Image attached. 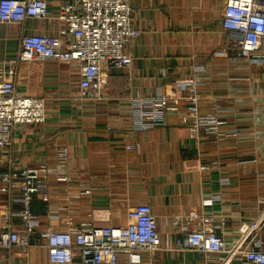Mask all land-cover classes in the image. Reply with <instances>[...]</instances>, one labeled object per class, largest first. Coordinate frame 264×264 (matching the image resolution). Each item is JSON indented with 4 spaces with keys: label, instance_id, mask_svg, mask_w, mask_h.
<instances>
[{
    "label": "crops",
    "instance_id": "obj_1",
    "mask_svg": "<svg viewBox=\"0 0 264 264\" xmlns=\"http://www.w3.org/2000/svg\"><path fill=\"white\" fill-rule=\"evenodd\" d=\"M60 1L48 0L49 12L54 14ZM130 1L141 34L128 46L131 64L108 71L99 100L75 97V63L15 60L21 30L54 35L59 21L0 24V66L15 68L20 93L48 97L45 121L14 131V166L47 164L46 199L37 193L32 200L38 231L62 229L68 216L75 225L101 217L122 225L128 207L147 203L160 238L151 264H219L223 255L184 250L181 240L208 215L229 247L241 223L264 210V60L242 57L228 45L232 33L220 22L222 0ZM190 76L200 82L199 114L217 110L228 126L237 127L236 138L217 142L202 130L198 139L191 138L186 102L160 124L132 129V98L154 95L173 79ZM127 143L135 148L126 149ZM56 145L66 147L67 160L56 158ZM85 189L90 192L78 196ZM7 199L0 193V203ZM13 223L18 226L20 220ZM257 237L252 245L264 249V229ZM30 242L24 252L0 248V260L48 264L45 249L34 245L36 237ZM229 264L242 263L235 257Z\"/></svg>",
    "mask_w": 264,
    "mask_h": 264
},
{
    "label": "built area",
    "instance_id": "obj_2",
    "mask_svg": "<svg viewBox=\"0 0 264 264\" xmlns=\"http://www.w3.org/2000/svg\"><path fill=\"white\" fill-rule=\"evenodd\" d=\"M222 1L220 22L223 29L232 33L228 45L242 57L264 60V0ZM28 18L40 21L53 18L61 25L54 35L23 33L20 29L15 60L75 63L78 66L75 97L84 100L105 96L108 71L131 64L128 46L141 34L133 22L130 0H61L54 14L48 10V0H0V24L15 23L22 27ZM15 74V68L0 66V165L7 166L6 171H0V193L8 197L6 204L4 200L0 203V248L18 247L24 252L34 236L38 241L34 245L45 249L48 264L76 261L77 264H122L121 258H125V264H151L149 259L160 250V238L156 216L147 203L128 207L122 225L105 222L104 217L97 218V222L87 219L75 225L68 216L62 229L38 231L40 220L32 209V200L35 194L44 192L48 167L46 163L15 167L12 146L14 131L20 125L45 121L48 97L17 91ZM199 85L196 77H181L154 95L132 98L136 123L132 129H150L160 124L168 112L179 110L181 102H186L191 138L198 139L200 130L217 142L236 137L237 127L228 126L217 110L208 115L199 114ZM125 147L131 150L135 145L127 143ZM55 156L67 160L66 147L56 145ZM217 165V161L212 162V166ZM57 180L66 178L59 176ZM89 192L82 190L78 196ZM42 197L46 199V194ZM14 204L18 208H13ZM15 218L20 220L18 226L13 223ZM262 229L264 210L241 223L239 237L228 247L212 216L205 215L196 227L183 233L181 248L205 255H223L219 264H229L235 257L242 264H264V249L252 245ZM9 262L0 260V264Z\"/></svg>",
    "mask_w": 264,
    "mask_h": 264
},
{
    "label": "rangeland",
    "instance_id": "obj_3",
    "mask_svg": "<svg viewBox=\"0 0 264 264\" xmlns=\"http://www.w3.org/2000/svg\"><path fill=\"white\" fill-rule=\"evenodd\" d=\"M200 95V94H199ZM201 98V97H200ZM235 126V125H234ZM236 127V126H235ZM236 137H237V135H236ZM236 137H229L228 139H231V138H236Z\"/></svg>",
    "mask_w": 264,
    "mask_h": 264
}]
</instances>
